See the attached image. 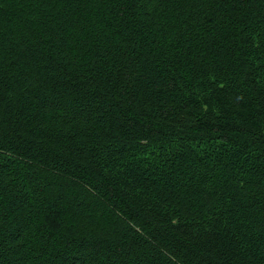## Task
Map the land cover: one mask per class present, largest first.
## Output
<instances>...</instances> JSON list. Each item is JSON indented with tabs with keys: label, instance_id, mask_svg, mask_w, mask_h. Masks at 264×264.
<instances>
[{
	"label": "trees",
	"instance_id": "1",
	"mask_svg": "<svg viewBox=\"0 0 264 264\" xmlns=\"http://www.w3.org/2000/svg\"><path fill=\"white\" fill-rule=\"evenodd\" d=\"M0 264H264V0H0Z\"/></svg>",
	"mask_w": 264,
	"mask_h": 264
}]
</instances>
